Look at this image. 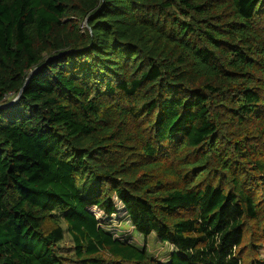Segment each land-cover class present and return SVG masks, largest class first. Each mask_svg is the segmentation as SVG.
I'll return each mask as SVG.
<instances>
[{
  "label": "trees",
  "instance_id": "trees-1",
  "mask_svg": "<svg viewBox=\"0 0 264 264\" xmlns=\"http://www.w3.org/2000/svg\"><path fill=\"white\" fill-rule=\"evenodd\" d=\"M263 27L264 0H0V264H64L65 231L71 264H264L234 137L264 136Z\"/></svg>",
  "mask_w": 264,
  "mask_h": 264
},
{
  "label": "rangeland",
  "instance_id": "rangeland-1",
  "mask_svg": "<svg viewBox=\"0 0 264 264\" xmlns=\"http://www.w3.org/2000/svg\"><path fill=\"white\" fill-rule=\"evenodd\" d=\"M262 37L264 39V27ZM262 80L264 81V76H262ZM262 90H264V86H261ZM113 107V106H112ZM133 121L130 119V126L133 125ZM243 135H253L254 138L249 139V143L254 145V148H251L252 153L248 157L249 164L256 167L254 170L256 173H264V136L259 135L255 132H252L249 126L240 125L236 131L234 132L235 139L243 136ZM256 139V140H253ZM248 143V144H249ZM121 208V207H119ZM93 211L96 213L97 217L102 219L109 220L110 223L105 228L113 231L116 236H120L122 238H127L131 243L135 244L140 248H145L147 254L155 259H158L162 262H166L168 260L169 253L172 247L166 242H160L154 233H150L146 238L137 232L125 219L121 211L117 214V216H111L110 218H105L99 212H96L94 208ZM106 224V223H105ZM62 227H65L64 223H61ZM59 247V252L65 259L63 260L64 264H71V260L74 259L72 254V241L71 236L65 231L63 235V239L57 244ZM258 253L261 257H264V243L263 245L258 247ZM244 255L247 261L249 259H253L257 255L256 247L253 246V242H248L246 247L244 248Z\"/></svg>",
  "mask_w": 264,
  "mask_h": 264
},
{
  "label": "water",
  "instance_id": "water-1",
  "mask_svg": "<svg viewBox=\"0 0 264 264\" xmlns=\"http://www.w3.org/2000/svg\"><path fill=\"white\" fill-rule=\"evenodd\" d=\"M30 74H31V72L29 73V75H30ZM29 75H28V76H29ZM20 92H21V90H20L19 93L17 94L16 98L20 95ZM16 98H15V99H16ZM15 99H14V100H15Z\"/></svg>",
  "mask_w": 264,
  "mask_h": 264
}]
</instances>
